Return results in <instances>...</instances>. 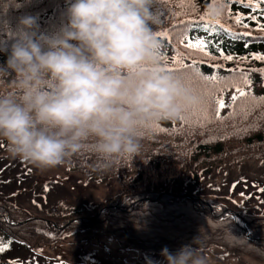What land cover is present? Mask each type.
Listing matches in <instances>:
<instances>
[{"label": "trees", "instance_id": "1", "mask_svg": "<svg viewBox=\"0 0 264 264\" xmlns=\"http://www.w3.org/2000/svg\"><path fill=\"white\" fill-rule=\"evenodd\" d=\"M255 2L157 0V33H166L158 35L163 55L171 68H177L176 58H181L178 70L190 78L198 94V104L183 119L154 122L151 131L141 140L139 156L120 165L101 167L93 145H87L63 164L64 167L67 172L78 174L86 184L95 183L106 191L112 190L104 198L73 206L62 205L64 202L45 206L47 200L43 199L38 207L45 215L40 217L62 224L74 217L90 215L106 204H115L125 196L123 203L129 205L130 195L138 199L151 191L184 189L205 197L213 193L204 192V181L211 182V174L248 159L264 160V60L254 58L264 56V31L258 27L257 19L250 18L256 16L264 23L261 14L264 3L259 9L249 6ZM68 6L69 0H0V65H5L8 58L4 50L10 52L21 36V17L37 19V34L57 36L67 25ZM237 16L248 27L237 24ZM197 40L207 42V55L186 46L189 41ZM229 55L233 59L223 58ZM206 77L217 79L208 81ZM237 87L249 95L233 101L232 96L238 95ZM221 98L226 106L218 109ZM0 147L3 148L0 151V205L8 209L14 220L21 221L11 224L0 214V244L4 246L0 264H25V252L52 245V235L59 233L51 231L42 218L23 221L32 213L18 205V196L26 189L38 187L48 197L56 181L34 178L31 173L34 170L19 158L14 160L16 165L13 163L14 174L4 173L1 159L8 149L7 141L2 140ZM208 185L211 188V183ZM239 212L255 230L264 232L263 213ZM91 222L149 252L161 253L164 247L177 251L185 245L197 249L220 246L225 250L246 251L255 258L264 257V248L245 237L232 218L214 219L189 197L176 198L168 204L160 200L146 201L129 211H105Z\"/></svg>", "mask_w": 264, "mask_h": 264}, {"label": "clouds", "instance_id": "2", "mask_svg": "<svg viewBox=\"0 0 264 264\" xmlns=\"http://www.w3.org/2000/svg\"><path fill=\"white\" fill-rule=\"evenodd\" d=\"M66 15L57 36L21 17V36L0 65V139L40 169L89 144L101 167L133 160L154 122L178 121L198 104L168 71L157 0H69ZM160 255L149 264H206L191 245Z\"/></svg>", "mask_w": 264, "mask_h": 264}, {"label": "rangeland", "instance_id": "3", "mask_svg": "<svg viewBox=\"0 0 264 264\" xmlns=\"http://www.w3.org/2000/svg\"><path fill=\"white\" fill-rule=\"evenodd\" d=\"M2 140L3 139H0V142H2ZM1 149L3 148L0 147V151ZM5 150L1 159V163L4 165L2 167V171L4 173L14 174V168L16 165L14 163L15 158L7 154L9 153L8 149ZM27 164L30 165L29 168L34 170L31 171V173L34 174V178L40 181L45 179H51V182L53 180L56 181V183H53L54 187H52V191H49L48 197L44 196L45 193H43L38 187H35L34 190L26 189V192H22L24 194L18 196L20 200V202H17L18 205L23 206L27 211H30L32 216L36 218H40L41 215H45V213L41 211L40 207H38V203H40L43 199L44 201L47 200L45 206L48 204H58L59 202H64L62 205L70 204V206H73L75 204H82L87 201L91 202L95 199L104 198L109 190L108 189L106 191L104 187L95 183H84L81 181L78 174L67 172L64 165L50 169H40L28 162ZM21 178L23 179L25 176ZM210 180L211 182L204 181L206 183L204 186V192L207 194V192L213 191V193H208L205 197L199 196L206 201L212 202L214 205L216 204V209L221 210L227 206L238 212L240 210L264 214L263 159H248L235 166H231L222 172L211 174ZM209 183H211V188L208 185ZM111 190L112 189L110 188L109 191ZM180 192L188 191H184V189H182ZM129 197L132 198L131 195ZM125 198H127V196L121 198L116 203L119 201L123 202ZM173 199L176 198L166 199V197H163L160 201L168 204ZM122 204L124 205V203ZM97 211L90 215L97 213ZM98 217L94 220H97ZM94 220L73 221L74 224L70 223L61 230H53L50 228L51 231L59 233L57 235H52L54 236L53 244L39 247L35 250H31L30 252H25L24 258L26 262L24 263L149 264V259L163 261L164 258L160 255V253L146 251L124 239L116 237L107 231L101 230L98 226L92 224L91 221L94 222ZM246 220L250 225V234L254 237L252 239L247 238L258 244L261 248H264V232L255 230L252 223L247 218ZM242 249L243 248L240 250ZM170 252L175 253L176 251ZM198 254L202 255L206 259V264H264V257H261L262 255L255 258L252 254L248 252L246 253V251L237 252L236 250H225L220 246H214L208 249H198Z\"/></svg>", "mask_w": 264, "mask_h": 264}, {"label": "water", "instance_id": "4", "mask_svg": "<svg viewBox=\"0 0 264 264\" xmlns=\"http://www.w3.org/2000/svg\"><path fill=\"white\" fill-rule=\"evenodd\" d=\"M163 197H170V198L189 197L199 206L200 210L207 212L208 214L212 215L215 219H220V218H224V217H232L234 219V221L239 226L242 227V229L244 231V235L246 237L251 238V239L254 238L250 234L251 230H250V225H249L248 221L238 211L234 210L231 207H224L222 210H217V212H215L214 210H216V208H215V205L213 203L206 201L203 198H201L199 195L191 193V192H177V193L176 192H169V191H166V192L165 191L164 192H162V191L148 192V193L143 194L138 199H131L129 205H123L122 204L123 202L119 201L116 204L106 205V206L102 207L100 210L97 211V213H95L93 215L74 217V218H71V219L64 221L62 224H57L55 221L48 219V218H44V217H40V218H42L46 222V224L48 225L49 228H51L53 230H61L73 221L94 220L102 212H105V211H115V210L129 211L133 208H136V207L142 205L146 201L162 200ZM0 214L8 223H11V224L21 223V221H16V220L11 218V216L9 215L8 209L4 205H0ZM32 218H36V217L30 216V217L24 219L23 221H25L27 219H32Z\"/></svg>", "mask_w": 264, "mask_h": 264}, {"label": "snow or ice", "instance_id": "5", "mask_svg": "<svg viewBox=\"0 0 264 264\" xmlns=\"http://www.w3.org/2000/svg\"><path fill=\"white\" fill-rule=\"evenodd\" d=\"M238 2H240V0H238ZM261 3H264V0H256L255 4H251L250 3L249 6L250 7H254L255 9H259L261 7ZM261 14L264 15V11H262ZM250 18L257 19L258 27L262 31H264V23H260L259 19L256 16H252ZM235 21H236L237 24H242L244 27H248V25L243 24V18L242 17H239V16L235 17ZM157 35H166V33H157ZM244 35H250V33H244ZM181 43H184L183 39L181 40ZM186 46L189 47V48H193V49H196L198 51H201V52L205 53L206 55L208 54L207 53V42L204 41V40H197L195 43L189 41ZM223 58L226 59V60L233 59V57L230 56V55L229 56H224ZM254 58L258 59V60H264V56H261V55H257ZM164 59L166 60L167 57H164ZM180 63H181V58L178 56L176 58L177 68L168 67V71L175 75V77L181 82V84H182V86L184 88H186L194 96L197 97V95H198L197 91L194 88V86H193L190 78L188 77V75L186 73L181 72V71L178 70ZM204 79L208 80V81H215L217 78L216 77H206ZM237 93H238V95H233L232 96V100L233 101L238 100L240 97H246L247 95H249L248 93H245L243 91V89L240 88V87H237ZM217 103H218V109H223L226 106L225 102H224V100L222 98L219 99ZM217 116H218V111H217ZM182 119H183V117H182ZM3 250H4V246L2 244H0V251H3Z\"/></svg>", "mask_w": 264, "mask_h": 264}, {"label": "bare ground", "instance_id": "6", "mask_svg": "<svg viewBox=\"0 0 264 264\" xmlns=\"http://www.w3.org/2000/svg\"><path fill=\"white\" fill-rule=\"evenodd\" d=\"M215 212H217V210H214Z\"/></svg>", "mask_w": 264, "mask_h": 264}]
</instances>
